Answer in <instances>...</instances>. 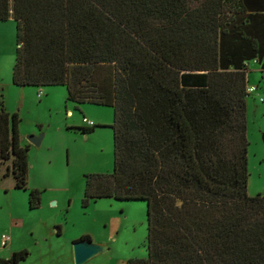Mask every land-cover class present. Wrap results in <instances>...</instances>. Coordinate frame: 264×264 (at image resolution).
Returning <instances> with one entry per match:
<instances>
[{
	"label": "trees",
	"instance_id": "trees-1",
	"mask_svg": "<svg viewBox=\"0 0 264 264\" xmlns=\"http://www.w3.org/2000/svg\"><path fill=\"white\" fill-rule=\"evenodd\" d=\"M10 18L15 85L66 86L77 109L114 110V170L88 174L82 202H147L148 255L127 264H264V195L248 193L264 0H0V22ZM20 123L0 92V169L10 162L4 176L27 190ZM29 200L40 207L41 191Z\"/></svg>",
	"mask_w": 264,
	"mask_h": 264
},
{
	"label": "rangeland",
	"instance_id": "rangeland-1",
	"mask_svg": "<svg viewBox=\"0 0 264 264\" xmlns=\"http://www.w3.org/2000/svg\"><path fill=\"white\" fill-rule=\"evenodd\" d=\"M16 32L13 18L0 22L1 88L8 110L21 118L23 137L45 136L40 146L30 147L27 190L15 188L14 177H4V168L0 169V229L11 237L4 248L0 237V258L11 256L15 249H27L30 255L21 264H76L73 242L85 234L105 250L84 264H127L130 258L147 257L146 201L101 198L88 207L82 202L86 176L114 170V131L109 129L114 123L113 108L87 104L77 109L62 85H15ZM249 67L250 83L258 90L248 100V193L264 195V80L255 62ZM84 117L97 125L88 136L74 128L88 125ZM31 189L41 191L38 208H31ZM58 226L63 235L57 233Z\"/></svg>",
	"mask_w": 264,
	"mask_h": 264
},
{
	"label": "water",
	"instance_id": "water-1",
	"mask_svg": "<svg viewBox=\"0 0 264 264\" xmlns=\"http://www.w3.org/2000/svg\"><path fill=\"white\" fill-rule=\"evenodd\" d=\"M44 134H30L27 140L36 145L42 144ZM264 139V134H263ZM76 264H84L89 259L105 250V246L95 243L93 240H79L73 243Z\"/></svg>",
	"mask_w": 264,
	"mask_h": 264
},
{
	"label": "crops",
	"instance_id": "crops-1",
	"mask_svg": "<svg viewBox=\"0 0 264 264\" xmlns=\"http://www.w3.org/2000/svg\"><path fill=\"white\" fill-rule=\"evenodd\" d=\"M258 65V64H257ZM259 66V68H260V71H261V78H262V80H264V71L262 70V67L260 66V65H258ZM249 79H250V74H249ZM250 86H255L254 84H249ZM258 87V86H257ZM42 88V87H41ZM3 87L1 88V84H0V92H3ZM4 93V92H3ZM40 93L42 94L43 93V90H41L40 91ZM87 105V104H86ZM88 105H90V104H88ZM8 109V108H7ZM85 126V125H84ZM100 128H107V126H101ZM110 128H112L111 126L109 127V129ZM93 133V132H92ZM36 134H39V133H36ZM42 134H44V133H42ZM89 134H91V133H89ZM89 134H85V135H89ZM44 136H45V134H44ZM22 137H23V135H22ZM23 141H24V143H29L30 145H31V147L33 146V144L32 143H30L28 140H27V138H25V137H23ZM10 164V162H8L6 165H4V167H2V168H4V171H3V175H4V173H5V171L7 170V167H8V165ZM9 176H13V175H9ZM5 177V176H4ZM30 185V174H29V184H28V186ZM30 187V186H29ZM15 188H16V185H15ZM18 189V188H17ZM99 200V199H98ZM94 202H96V201H94ZM11 219V221L13 222V218L11 217L10 218ZM60 229H57V233L59 234V235H63V229H61L60 231H59ZM5 234V232H4V230L3 229H0V237H1V239H2V236ZM76 239H78V237L77 238H75L74 240H76ZM11 240V239H10ZM74 243V242H73ZM9 244V243H8ZM1 245H2V243H1ZM8 246V245H7ZM7 246H3L2 245V247L4 248V247H7ZM14 251H18V249H15ZM13 251V252H14ZM12 252V253H13ZM10 256H8V257H2V258H9ZM25 261V260H24ZM24 261H22V262H24ZM21 262V263H22ZM21 263H19V264H21Z\"/></svg>",
	"mask_w": 264,
	"mask_h": 264
},
{
	"label": "built area",
	"instance_id": "built-area-1",
	"mask_svg": "<svg viewBox=\"0 0 264 264\" xmlns=\"http://www.w3.org/2000/svg\"><path fill=\"white\" fill-rule=\"evenodd\" d=\"M257 90H258V87L257 86H249L248 87V92L251 93V94L255 93ZM261 99L263 100V98H261ZM83 120H84L85 123L88 124L87 126H93V125H95V123L93 121H91L90 119H88L87 117H84ZM10 239H11L10 235L4 234L2 236V245L3 246H7L8 243H9V241H10Z\"/></svg>",
	"mask_w": 264,
	"mask_h": 264
}]
</instances>
